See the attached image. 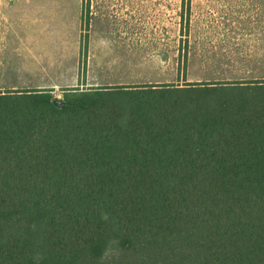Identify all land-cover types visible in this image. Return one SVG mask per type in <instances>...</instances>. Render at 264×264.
Segmentation results:
<instances>
[{"label":"trees","instance_id":"trees-1","mask_svg":"<svg viewBox=\"0 0 264 264\" xmlns=\"http://www.w3.org/2000/svg\"><path fill=\"white\" fill-rule=\"evenodd\" d=\"M155 86L0 91V264H264V80Z\"/></svg>","mask_w":264,"mask_h":264},{"label":"crops","instance_id":"crops-1","mask_svg":"<svg viewBox=\"0 0 264 264\" xmlns=\"http://www.w3.org/2000/svg\"><path fill=\"white\" fill-rule=\"evenodd\" d=\"M186 19L190 36H241V43L264 50V0H189ZM146 5V0H0V65L37 60L46 54L53 80L47 87H71L83 82V44L91 68H113L97 61H120L129 68L131 59L144 58L147 10L163 5ZM166 8V7H164ZM89 13V32L83 40L84 14ZM183 18V14L181 15ZM88 22V21H87ZM101 47V51L97 49ZM49 53V54H48ZM53 61H56L53 63ZM96 62V63H95ZM95 63V64H94ZM108 72H90L88 84H145L167 81H130L105 77Z\"/></svg>","mask_w":264,"mask_h":264},{"label":"rangeland","instance_id":"rangeland-1","mask_svg":"<svg viewBox=\"0 0 264 264\" xmlns=\"http://www.w3.org/2000/svg\"><path fill=\"white\" fill-rule=\"evenodd\" d=\"M163 5L159 11L147 10L145 57L131 59L129 68H121L120 61H97V63L114 65L113 68H89L88 59L85 57L88 45L83 44V60L81 73L83 82L71 87L50 88L40 82L53 80L54 71L58 68L50 66V61L41 59L46 53H35L37 60L15 61L10 66L0 65V91H23L39 89L44 93H51L53 100L66 102L69 97H78L82 92L90 91L97 87L117 85L140 84H88L86 79L91 72H108L106 79H123L130 81H155L163 80L165 83H153L155 87L173 91L177 88L197 87L186 89L181 95L193 98L197 106L215 107L220 101L242 97L245 93L239 88L251 81L264 80V50L244 45L241 42L246 38L241 36H190L191 44L182 42L184 26L182 14L185 18L189 9V0H146V5ZM166 7V8H164ZM88 21V22H87ZM89 13L84 14L83 40L87 39L89 32ZM97 49L101 51V47ZM49 54V53H48ZM56 61H53V63ZM96 63V62H95ZM94 63V64H95ZM94 78V77H91ZM88 78V79H91ZM205 83L193 85L191 83ZM242 82H247L242 84ZM251 84V83H249ZM161 91V90H159ZM149 93V92H148ZM148 93H141V96ZM59 95H62L61 97ZM198 95V96H197ZM130 97H136L133 93ZM129 96L124 95L127 100ZM27 98L26 100H29ZM122 98V100L124 101ZM120 102V101H119ZM216 104V105H215ZM231 105V104H230ZM230 105L228 106L230 108Z\"/></svg>","mask_w":264,"mask_h":264},{"label":"water","instance_id":"water-1","mask_svg":"<svg viewBox=\"0 0 264 264\" xmlns=\"http://www.w3.org/2000/svg\"><path fill=\"white\" fill-rule=\"evenodd\" d=\"M60 97L62 95H59ZM56 104L59 105V106H64L65 105V102L61 101V100H56Z\"/></svg>","mask_w":264,"mask_h":264}]
</instances>
